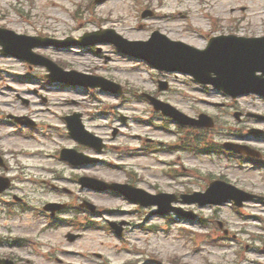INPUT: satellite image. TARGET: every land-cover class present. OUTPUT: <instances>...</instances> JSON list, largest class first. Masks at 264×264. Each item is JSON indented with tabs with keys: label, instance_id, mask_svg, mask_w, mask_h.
Wrapping results in <instances>:
<instances>
[{
	"label": "rangeland",
	"instance_id": "374dc122",
	"mask_svg": "<svg viewBox=\"0 0 264 264\" xmlns=\"http://www.w3.org/2000/svg\"><path fill=\"white\" fill-rule=\"evenodd\" d=\"M93 1L0 0V26L18 34L59 40L112 29L129 41H145L158 30L172 40L200 49L212 36H264V0ZM145 10L154 15L141 18ZM33 50L64 70L121 84L125 94L114 97L98 89L60 87L44 77L45 68L0 56V96L8 101H0V155L5 162L0 175L13 181L11 190L0 197V258L12 254L19 258L17 264H264L263 205L248 203L240 214L229 206L219 210L205 207L197 210L201 222L187 223L173 216H152L151 208H138L114 195L91 193L80 189L76 182L83 175L128 182L125 177L129 179L132 174L142 180L137 181L142 189L159 186L168 191V187L176 186L177 191L189 192L202 190L212 178L220 177L264 196L261 164L215 152L195 153L198 148L234 142L259 150L263 154L260 162L264 163V137L254 140L250 134L255 128L264 131V122H237L232 112L239 110L218 107L216 103L225 100L217 92L203 91L185 75L154 71L122 56L110 44ZM158 80L168 82L170 89L158 92ZM142 93L155 95L189 117L203 113L215 125L211 129L173 125L152 109ZM19 97L29 103L24 104ZM232 105L264 114V102L257 99L242 98ZM73 112L81 113L86 128L108 144L98 155L102 163L96 166L71 170L58 160L60 148H76L64 133L61 119ZM6 113L28 116L37 126H15L5 119ZM120 115L129 119L121 122ZM114 128L119 133L112 137ZM182 137L187 142L196 138L197 151H176ZM146 138L154 143H145ZM184 169L186 177L182 176ZM12 195L25 198V208H39L46 202L76 207L86 199L104 211L92 218L70 209L61 216L68 223L57 221L52 227L34 209L24 212L25 208L11 201ZM249 215L260 217L248 221ZM88 218L94 229L83 233L72 226ZM108 220L129 221L130 226L118 239L107 228ZM218 222L223 223L221 229ZM224 229L228 234H223ZM68 232L81 236L69 243L65 239ZM19 239L25 240L19 242L21 247L10 245Z\"/></svg>",
	"mask_w": 264,
	"mask_h": 264
},
{
	"label": "water",
	"instance_id": "95a60500",
	"mask_svg": "<svg viewBox=\"0 0 264 264\" xmlns=\"http://www.w3.org/2000/svg\"><path fill=\"white\" fill-rule=\"evenodd\" d=\"M95 1L100 2L101 0ZM106 34L108 36L105 37H98V33L86 34L75 45L86 46L98 42L113 43L123 53L143 59L157 69L189 74L193 76L196 82L210 84L215 89L221 90L233 98L250 93L264 97V37L241 38L232 35L218 36L212 38L204 50H198L181 42L170 41L158 32L154 33L147 42H128L112 31H108ZM0 45L2 46V50L0 51L2 54H10L32 64L44 65L51 72L48 77L52 80L91 87L97 86L112 93L120 92L119 87H113L111 83L101 78H85L80 76L82 79H75L73 77L76 76L74 72L63 74L54 63L31 52V49L36 46L52 45L57 48L68 47L70 46L69 40L61 42L31 38L0 29ZM165 88V84H162L161 89ZM150 99L155 109L161 110L164 114L173 117L181 124L212 126L210 121L206 122L205 116H201L200 121H195L182 116L173 109H168L169 107L152 98ZM66 120L72 136L87 145H92L89 140L84 138L78 115L68 117ZM227 147L252 154L251 151H247L243 147L229 145ZM61 157L71 163H76L78 158L73 151H63ZM86 181L81 182L84 185ZM216 184L213 183L211 185L207 191L208 195H203L207 196L204 199L200 198L202 195L199 196L195 193L192 195L194 197L192 199L188 198L190 196H185V198H188L185 201L199 202L202 205L213 201V198L220 192L219 187H214ZM91 185L94 189L100 191L106 189L105 185L101 182H97V184L92 183ZM7 187V180L0 179V192ZM110 188L122 191L134 201L146 204L155 203V200H152L154 197H139V194L128 191L129 189H126V187L114 185ZM227 196L232 197L230 194H227ZM234 199L238 200L235 197ZM169 202L170 200L167 199L159 200L161 214L168 212L167 204ZM117 232L120 234L119 229H117ZM74 238V236H70L69 241H73ZM8 264L11 263L8 262Z\"/></svg>",
	"mask_w": 264,
	"mask_h": 264
},
{
	"label": "bare ground",
	"instance_id": "6f19581e",
	"mask_svg": "<svg viewBox=\"0 0 264 264\" xmlns=\"http://www.w3.org/2000/svg\"><path fill=\"white\" fill-rule=\"evenodd\" d=\"M0 97H2L3 99H0V101H1V104H5V103H8V101H6V99H7V97H4V96H0ZM6 98V99H5ZM21 98V97H20ZM3 130H5V132L6 131H8V128H5V129H3Z\"/></svg>",
	"mask_w": 264,
	"mask_h": 264
},
{
	"label": "flooded vegetation",
	"instance_id": "af4514ba",
	"mask_svg": "<svg viewBox=\"0 0 264 264\" xmlns=\"http://www.w3.org/2000/svg\"><path fill=\"white\" fill-rule=\"evenodd\" d=\"M244 119H248V118H244ZM167 192H169V193H175L176 191L175 190H168Z\"/></svg>",
	"mask_w": 264,
	"mask_h": 264
}]
</instances>
